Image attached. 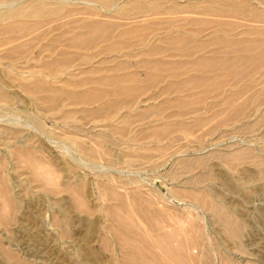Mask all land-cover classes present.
Returning a JSON list of instances; mask_svg holds the SVG:
<instances>
[{"label": "bare ground", "instance_id": "bare-ground-1", "mask_svg": "<svg viewBox=\"0 0 264 264\" xmlns=\"http://www.w3.org/2000/svg\"><path fill=\"white\" fill-rule=\"evenodd\" d=\"M95 1L99 9L92 7ZM121 1L0 0V17H4L5 20L0 22V46H3L4 50L0 59L12 61L28 59L31 62H39L36 65L32 63L26 66V71L35 73L36 77L28 78L20 84V88L45 115L56 120L79 118L103 122L106 118L112 117L113 121L97 125L99 130L94 136L101 137L104 128L126 137L127 134L129 136L134 134L128 137L129 144L126 149L123 148L122 153L123 157H128L133 162L137 158L148 157L146 154L136 153L132 146V141L138 140L135 139L137 136H140V140L146 138L157 143L173 133L178 136L175 138L185 139L195 127L206 124L213 114L221 115L218 121L221 124L228 119L245 118L248 115L246 102L249 105L253 102H261L260 97L264 91L262 89L264 81L261 83L260 80H264V26H246L241 33L251 35L248 38L223 39L219 33H225L226 29L235 27V24L223 23L222 19L218 18L203 20L200 15L218 12L246 13L250 19L264 22V9L259 10L260 8L249 6L245 0H188L181 4L189 8L193 5L201 7L204 4V11L194 13L188 11L186 13L192 14L175 15L176 17H173L167 26H163L156 25L159 20H156L157 17H152L154 13L177 14L174 10H157L164 6L165 0H127L126 4L120 6L118 4ZM258 3L259 7L264 8V3ZM122 16L131 21L118 20ZM171 26L181 27L182 34L163 32L171 29ZM206 26L220 32L201 39L197 35L198 32L189 33L190 30L195 29L201 32ZM253 27L257 31L251 32ZM164 33L168 35L164 36ZM187 35H192L195 39ZM257 35L260 37H254ZM42 37H47L49 40L40 45L37 55L33 56ZM57 45L63 46L62 49ZM131 46L142 48V55L145 58L187 57L189 60H139L133 67L124 61L111 65L110 59H103L104 61L100 60L98 63L93 60L98 55L119 53ZM96 48L98 50L92 52ZM137 70L144 71V75L140 76L136 73ZM171 93H175L173 97L165 96L160 104L134 113L136 118L135 115L118 111L121 107L135 106L134 104L143 94L149 95V99H155ZM247 93L249 96L245 98ZM206 101L209 102L208 109L212 110V114L208 117L201 116L198 107V104ZM237 101L240 102L239 105H236ZM10 103L8 92L0 84V107L8 108L6 114L9 113L7 116H10L0 120V141L5 144L6 153L12 156L17 168H25L34 178L41 180L42 183L46 182L47 184H44L46 187L49 186L48 184L54 186L55 178H49L51 181H46L45 178L46 174L52 177L54 169H50L53 162L50 163V159H45L47 155L42 154V149L45 148L40 147L43 144L39 143L41 146L35 144V132L32 133L31 127L33 125L34 129L37 128L36 130L42 132L44 126L35 115V117L31 116V113L25 110L23 112L27 113L26 117H21V113L19 115L18 112L23 108H16ZM229 104L231 106L233 104L232 114L229 113ZM151 114L160 117V122L151 123L152 125L147 127L142 125L137 129V126ZM175 115L187 120L170 122L167 117H175ZM26 120L33 124L30 125ZM133 123L134 129L130 130ZM26 125H30L31 128ZM43 134L44 131L41 135ZM65 140L67 144L61 142L63 147H66L65 145L69 147L70 144L78 153L87 157L94 156L95 146L88 145L91 141L77 136H68ZM50 141L53 142L50 139L48 143ZM142 143L146 144V142ZM97 145L96 149L100 147ZM165 147L167 148V145ZM140 148L143 150L145 147L140 145ZM146 149L148 150V147L143 151ZM248 153L249 150L242 149L221 155L233 161ZM110 155L109 157L112 156ZM201 162L203 163V160ZM4 168V160H0V213L2 214L0 218H9L12 212L17 210V205L15 196L7 187L8 177L4 174L6 172ZM110 179L112 180V177ZM123 180L128 179L117 180L120 183H116L118 185L116 187H122L121 184L126 183ZM78 182L80 184L75 186L70 182L65 190L70 195H75L78 207L87 211V203L83 196L84 182ZM106 189L109 191V201L111 199L114 201L104 209L111 220L107 232L111 233L118 242V247L120 246L122 251V261L125 264H225L223 258L213 257L204 248L201 235L193 228L191 222L190 225L188 223L189 226L179 225L177 221L170 222L173 218H168L163 213L165 208L161 210L162 208L155 206L154 201L144 199L139 188L133 186L130 191L128 189L125 192V189L121 192L113 187ZM197 199L205 210L215 216L227 234L238 236L241 221L224 204L209 202L204 196H198ZM55 221L59 224L63 218ZM62 228V234L67 235L69 232L67 227ZM93 229L94 225L87 221L85 234L89 236L93 233ZM87 252L92 256V261L97 262L94 251L88 247ZM6 257L8 260L15 259L9 251H6Z\"/></svg>", "mask_w": 264, "mask_h": 264}, {"label": "rangeland", "instance_id": "rangeland-1", "mask_svg": "<svg viewBox=\"0 0 264 264\" xmlns=\"http://www.w3.org/2000/svg\"><path fill=\"white\" fill-rule=\"evenodd\" d=\"M115 1L113 0V2ZM122 2L126 3L127 0ZM245 2L249 6L260 8L259 10L264 9L259 7L260 4L258 3H264V0H245ZM164 3V6L169 5L170 0H165ZM92 7L100 8L96 1ZM181 14L192 13L163 12L154 13L152 17H157L156 20H159L156 25L167 26L168 22L176 17L175 15ZM247 15L246 13L218 12L211 15L201 14L200 16L203 20L218 18L222 19L223 23H236L235 30H233L234 27L230 29L225 26L229 29H226L225 33H219L223 39H234L251 36L241 33L242 29L244 30L248 25L264 26V22L256 21L257 19L252 20ZM108 18L114 17L108 16ZM2 21H5L4 17H0V22ZM198 30H190L189 33L198 32L197 35L201 39L207 35L220 32L208 26L201 32ZM179 31L166 29L163 32L174 33ZM250 31L257 30L253 27ZM114 32L116 33L117 30ZM167 35L164 33V36ZM254 37H260V35ZM48 40L47 37H42L39 40L33 56L37 55L40 45L48 42ZM57 47L62 49L63 46L57 45ZM2 48L3 46H0V55L4 53ZM98 48L92 52H96ZM78 53L82 52L78 51ZM101 56H104V59H110L112 62L109 64L111 65L124 61L132 67L139 62L131 63L132 61L139 60L140 57L145 58L142 55V48L135 46L119 53L98 55L97 58ZM99 61L97 60L96 63ZM32 63L36 65L39 62H31L28 59L22 61L0 59V84L8 92L10 104L16 108H23L22 111L18 112L19 115L21 113V117H26L27 113L23 112L25 110L31 113V116L35 115L38 121H41V125L44 126L43 131L46 135H41L43 131L34 129L33 123L26 120L27 123H32L30 125L33 128V130L31 129L32 133L35 132V144H43L44 146L39 144L41 147H38L45 148L42 149V154L47 155L44 157L50 159V163L53 162L50 170L54 169V172L52 177L49 174L45 175L46 181H51L49 178H55L56 184L54 186L48 184L49 186L46 187L44 186L47 184L46 182L42 183L41 180H37L25 168H17L12 156L6 153L5 144L0 141V160H4V172L6 171L4 174L8 177L7 187L15 196L17 205V210L15 209L9 218H0V264H125L122 261V251L120 246L118 247V242L111 233H108L107 226L110 225L111 220L104 209L112 205L114 201L113 199L109 201V191L106 188L113 187L121 192L122 189H125V192L128 189L130 191L133 186L139 188L144 199L148 198L154 201L155 206L162 208L161 210L165 208L163 213L168 218L174 219L170 222L175 223L177 221L179 225H188V223L190 225L191 222L193 228L201 235L204 248L213 257L223 258L225 264H264V91H262L260 103L253 102L249 105L246 102L248 115L245 118L230 119L227 123L220 125L217 122L220 121L221 115L213 114V117L207 120L206 124L195 127L185 139L175 138L178 136L173 133L166 136L161 142L155 141V143L146 138L140 140V136H137L135 139L138 140L132 141V146L136 153L146 154L148 157L137 158L131 162L128 157H123L122 153L129 144L128 137L134 134H130V136L127 134L126 137L104 128L101 137L94 136L99 130L97 125L107 123L106 121L79 118L56 120L41 112L20 88V84L27 81L28 78L36 77L35 73L26 71V66ZM104 64L106 63L104 62ZM142 72L143 74L140 72V76L145 73ZM260 80L261 83L264 81ZM153 94L155 95L154 92ZM174 94H166L155 99H149V95L143 94L138 98L136 102L138 106L134 108V111L158 105L165 96L173 97ZM248 96L249 93L245 98ZM239 103L237 101L236 105ZM202 104H205L207 108L209 107L208 101L198 104L200 112L198 113L208 117L209 114H212V110L201 109ZM232 106L230 105L229 109L231 114L233 112ZM1 110L5 112L3 113ZM7 110L8 108L0 107V120L10 117L7 116L9 113L6 114ZM121 110L129 111L128 109ZM129 115L137 117L136 114ZM175 117L177 116L175 115ZM167 118L171 119L172 117L168 116ZM215 118L217 121L214 120ZM159 119L160 117H157L156 114L148 115L137 129L141 128L142 125L147 127L153 123H159ZM30 125L26 126L30 129ZM134 126L133 123L130 130H133ZM143 135L141 134V136ZM68 136L82 137L91 141L88 145L93 144L95 146L94 152L97 158L95 154L93 157H87L78 153L70 144H68L69 147L67 145L63 147V144L66 143L65 137ZM46 138L53 140V142L48 143L49 140ZM95 138L98 140L94 141ZM173 138L175 139L172 140ZM37 141L39 142L37 143ZM142 142H146V144ZM96 144H98L97 146L100 145L97 149ZM140 145L145 148L148 147V150L143 151L145 148L142 150ZM102 148L106 151H104L105 153H108L105 154L103 150H99ZM242 149L249 150V153L237 160L230 161L222 156ZM97 151L99 152L97 153ZM69 152L70 155H68ZM199 157L202 158L199 159ZM194 162H200V164ZM118 178L120 180L122 178L128 179L127 181L123 180L128 184L124 183L121 184L122 187H116L120 183L117 182ZM78 181L84 182L83 196L87 203V211L78 207L75 195H70L65 190L70 182L75 186L80 184ZM198 196H204L212 203L224 204L238 217L241 221L238 236L227 234L215 216L202 207L197 199ZM0 215L2 214L0 213ZM135 216L137 217V215ZM60 218H63V221L58 224L55 220ZM87 221L94 225L93 233L89 236L84 232ZM61 225L67 227L69 231L67 235L62 234ZM88 247L94 251L97 262L92 261V256L87 252ZM6 251L11 252L15 259L8 260Z\"/></svg>", "mask_w": 264, "mask_h": 264}, {"label": "crops", "instance_id": "crops-1", "mask_svg": "<svg viewBox=\"0 0 264 264\" xmlns=\"http://www.w3.org/2000/svg\"><path fill=\"white\" fill-rule=\"evenodd\" d=\"M122 1H124V0H122ZM121 1V3L120 4H118V5H124V4H126L125 2H122ZM182 1V2H181ZM183 1H185V3H186V1H188V0H170V4L169 5H166V6H163V7H161V9H157L158 11H168V10H174V12L175 13H181V12H188V11H192L193 13L194 12H196V11H204V4H202L201 5V7H199V6H190L191 8H189V6H183L181 3H183ZM112 2H113V0H112ZM128 2V1H127ZM173 2H176V4H172ZM111 4V3H110ZM180 4V5H179ZM124 8V7H123ZM178 8V9H177ZM115 9V8H114ZM113 9V10H114ZM113 10L111 11V12H113ZM215 12V11H214ZM129 15V14H128ZM123 19V20H122ZM127 18H124L123 16H122V18L120 19V20H122V21H131V19H128V20H126ZM232 22V21H231ZM232 23H234V22H232ZM235 24V27H234V29L233 30H235V28L237 27L236 26V23H234ZM181 27H174V26H171V29L173 30V31H179V30H181L180 29ZM180 32V31H179ZM181 34H182V32H180ZM188 37H190V38H192V39H195V37L194 36H192V35H187ZM91 51H88V53H90ZM126 53H129V51H126ZM105 57L104 56H101L100 58L98 57H95L94 58V60L95 61H97V60H103ZM155 59H160V60H163V61H176V60H178V61H188L189 60V58H187V57H170V58H168V57H161V58H151V57H146V58H142V57H140V59L139 60H148V61H153V60H155ZM172 59V60H171ZM139 60H136V61H132L131 63H135V62H137V61H139ZM143 74V72L141 71V70H137V73L138 74H140V72ZM141 75V74H140ZM184 77V76H183ZM182 77V78H183ZM169 79V78H168ZM171 80V79H170ZM169 81V80H168ZM203 105H205V104H202L201 106V109L202 108H204V109H208L207 108V106L205 105L204 107H203ZM138 106V103H136L135 104V106H132V108L131 107H121L118 111H120V113H128V114H134V113H137L139 110H136V111H134V108H136ZM121 109H128L129 111L128 112H126V111H122ZM133 112V113H132ZM235 119H242V118H235ZM185 120H187V119H181V118H179V117H172L169 121L170 122H178V121H180V122H183V121H185ZM215 121H217V118H215L214 119ZM228 120H230V119H228ZM228 120H226V121H223V122H221V124L220 123H218L217 122V124H220V125H222V124H225V123H227V121ZM107 123L108 122H110V121H113V118L112 117H110V118H106V120H105ZM137 128H138V126H137Z\"/></svg>", "mask_w": 264, "mask_h": 264}]
</instances>
